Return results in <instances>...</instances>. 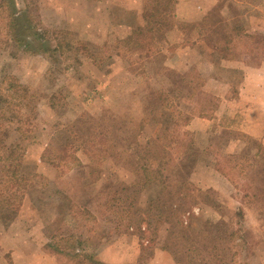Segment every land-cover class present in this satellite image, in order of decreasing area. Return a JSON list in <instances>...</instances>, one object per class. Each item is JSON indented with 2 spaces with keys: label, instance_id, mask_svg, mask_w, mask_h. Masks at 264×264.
I'll use <instances>...</instances> for the list:
<instances>
[{
  "label": "rangeland",
  "instance_id": "obj_1",
  "mask_svg": "<svg viewBox=\"0 0 264 264\" xmlns=\"http://www.w3.org/2000/svg\"><path fill=\"white\" fill-rule=\"evenodd\" d=\"M233 7L229 20L215 7L203 32L221 51L202 52L178 48L175 26L154 18L120 26L117 13L106 26V0H0V92L12 104L0 101L11 123L0 119L28 178L17 215L0 220V264H150L161 246L181 261L194 241L212 251L210 264H264V137L248 133L264 134V111L246 96L227 109L239 96L221 95L223 81L242 70H216L221 57L246 53L248 65H264V29L243 36ZM6 76L29 98L5 88ZM10 162H0V179ZM208 166L236 190L199 187ZM9 184L0 185L7 220L18 202ZM187 214L212 216L206 229L220 241H202L183 224Z\"/></svg>",
  "mask_w": 264,
  "mask_h": 264
},
{
  "label": "crops",
  "instance_id": "obj_2",
  "mask_svg": "<svg viewBox=\"0 0 264 264\" xmlns=\"http://www.w3.org/2000/svg\"><path fill=\"white\" fill-rule=\"evenodd\" d=\"M79 3H85L86 5L93 6L94 2H101L103 0H76ZM105 1V0H104ZM149 0H115V2L111 0H106V26H111L114 22V17L118 13L120 17V21L118 24L120 26H146L148 24L147 19L145 17V12L148 7ZM231 3V4H230ZM235 3H240L243 5L238 13L235 8ZM105 5V3H103ZM172 11L171 13V26H175L172 31L175 33L179 32L177 39H175V44L178 48H183V51L188 49H196L198 48L199 51H204L205 49L221 51L218 46H215L214 42L209 41L203 32H205L209 26V22L207 20L212 14V11L216 7L219 9L218 15L220 18L224 17L226 19H232L231 7L234 5V14L245 19L244 24V31L242 28L239 31H242L246 34L251 33L255 29H264V0H174L172 3ZM237 5V4H236ZM55 9H58V6L55 4ZM53 11V10H52ZM53 13V12H52ZM57 13V10L54 11ZM215 13V12H214ZM131 17L134 19L133 25L127 24V18ZM225 19V20H226ZM138 21V22H136ZM186 26H195L194 30L197 31L194 36L192 34H186L184 27ZM182 31V33H181ZM125 34L126 30L124 29ZM203 34H202V33ZM124 34V35H125ZM121 35V34H120ZM247 38V35H243ZM229 44V42H227ZM249 43V39L247 40ZM245 46V45H243ZM226 47V46H225ZM219 49V50H218ZM249 51V49H246ZM254 56H250L249 53H246L242 57H221L219 59L218 68H216L217 73L221 69H225L223 72H229L232 76L236 75L240 70L242 72L240 78L230 77V82L227 84V81H223V85L225 86L221 90V95L229 96H239V99L234 100L233 97L225 99L227 109L232 108V105L238 100L241 101L243 96H246L247 102H250L252 109H261L264 111V65L259 66H252L248 65L245 61L250 59ZM83 62H89V58L82 59ZM217 65V64H216ZM220 67V69H219ZM228 74V73H227ZM216 82H219V79L214 78ZM222 80V78H221ZM220 84V83H219ZM219 93V90L215 92V94ZM261 104V105H260ZM223 108V105L220 107ZM219 108V109H220ZM220 109V110H221ZM261 126L260 124L258 125ZM248 133L252 137L262 138L264 134H252L250 130ZM208 181L202 182V180L198 181V186L206 189V188H214L217 190L216 186L222 185V192H232L236 190L232 180L230 177H226L223 172L219 171L218 169L211 170L210 166H208ZM201 206H207L204 202H200L198 204ZM212 208L213 206L210 205ZM201 209V208H200ZM202 210H200L201 212ZM187 216V217H186ZM184 220L182 221L183 224H186L189 229H192L193 232L201 238L202 241L208 242H215L216 240L220 241V238L216 236V232H210L206 228L208 224H212V216L210 215H192L187 214L184 215ZM186 217V218H185ZM191 224H188L186 220ZM198 223H202V227L204 231L201 229H197ZM3 230H7V226L3 227ZM167 230V229H166ZM185 230V229H184ZM232 231V229H231ZM7 232V231H6ZM207 233L205 237L202 234ZM168 231H165V235H167ZM237 231L231 232V238L234 236L236 237ZM206 239V240H205ZM169 247L161 246L157 247L156 249L152 250L151 257H150V264H210L208 263L207 257L208 253H212L206 249L203 245H199L198 242H192L188 248H185L182 253V260L176 258V260L172 257L173 252L168 249ZM216 248V244L214 247ZM262 250H264V246L259 250V254H261ZM227 251V250H226Z\"/></svg>",
  "mask_w": 264,
  "mask_h": 264
},
{
  "label": "trees",
  "instance_id": "obj_3",
  "mask_svg": "<svg viewBox=\"0 0 264 264\" xmlns=\"http://www.w3.org/2000/svg\"><path fill=\"white\" fill-rule=\"evenodd\" d=\"M149 1L151 3V9H148V8L146 9V12H145L146 19H149L150 21L154 18L155 24L160 25V26H166V24L170 25L171 24L170 20L172 18L170 12L172 11V6H173L172 3L174 2V0H149ZM162 4H167L168 5L167 8L165 9ZM149 21L147 20V22ZM146 26H148V24ZM135 30L133 31L135 32ZM49 50L50 48L48 47L44 51L47 52ZM53 51L55 52L56 49H54ZM2 84L5 85L4 86L5 88L10 89V91H12L14 95L18 94V96L21 95V97L27 98V99L30 96L29 89L26 86L22 85L20 82H18L14 78V76H9V77L6 76L3 79ZM14 95H12V97H14ZM10 97L11 96L9 95V98ZM9 98H4L3 93L0 92V101L1 103L6 104L7 108L12 105ZM0 113H2L0 115L2 119L6 120L7 123H11L10 119L7 118L8 112L6 113V111L0 109ZM6 127H7L6 123L1 122V119H0V153H1L0 162L11 161L8 167L4 169L6 178L0 179V185L5 184V183H10L9 184L10 190H8L9 192L8 195L11 196L10 198L15 199V201L18 200L17 204L15 205L11 203V206L14 210L8 209L9 206H7V209L10 212L12 211V216L8 218L10 220H7V218L2 217V215L0 214V220H3L6 224H9L14 219V217L17 215L19 211V207L22 205V202L25 197V189H26L24 185L26 184V181L28 180V178H25L21 175V170H20L21 161L19 163H17V161H14L17 159L16 156L18 155V151L21 150V147L20 145H14V144L7 143V137L9 136L10 133H6ZM16 132H19V131H16ZM2 135L3 137H1ZM134 145H136V143ZM134 145L133 146L130 145L128 149L129 153L133 155L136 153L135 152L136 148ZM145 151H147V149ZM146 155H149V154L146 152ZM18 160H20V158ZM143 172H144V176L147 178L151 176V173H152V172H148L147 168L145 167H143ZM158 175H161V174L158 172ZM0 195H1L0 197H4L3 194H0ZM7 202L8 201L6 200L4 204H7Z\"/></svg>",
  "mask_w": 264,
  "mask_h": 264
}]
</instances>
